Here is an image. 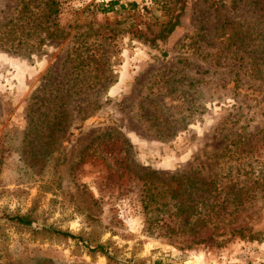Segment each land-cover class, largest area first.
Returning a JSON list of instances; mask_svg holds the SVG:
<instances>
[{
	"label": "rangeland",
	"instance_id": "374dc122",
	"mask_svg": "<svg viewBox=\"0 0 264 264\" xmlns=\"http://www.w3.org/2000/svg\"><path fill=\"white\" fill-rule=\"evenodd\" d=\"M26 1L0 0V264H264V40L230 33L264 31L254 0H55L49 23L41 6L16 21ZM49 76L69 94L56 140L26 124ZM176 171L215 172L216 211L195 234L150 232L146 215L182 216L169 192L147 212L142 179Z\"/></svg>",
	"mask_w": 264,
	"mask_h": 264
},
{
	"label": "trees",
	"instance_id": "16d2710c",
	"mask_svg": "<svg viewBox=\"0 0 264 264\" xmlns=\"http://www.w3.org/2000/svg\"><path fill=\"white\" fill-rule=\"evenodd\" d=\"M111 3V1L108 2L109 5ZM251 3V9H257L261 11V14H258V16L256 17V21L260 23V25L264 24V7L261 6L258 0H254L253 2L251 1ZM40 6L41 10L43 11V13H41V17L44 19V23H49L52 15H54V13H56L57 11V3L55 0H27L26 2H22L15 20L24 21L25 19H30L31 21H33L35 12L39 11L38 9ZM48 25H46L45 27L46 37H55L56 32L53 29L49 30ZM24 29H26L28 32H32L34 30V26L28 25L26 21L24 25L20 26L21 31H23ZM170 29L171 27L167 30L169 31ZM231 31H234L235 35H237L238 31H241L239 36H246L248 40H264V31H261V29L252 28L251 24L249 27L238 29L236 31L235 29L230 28V33ZM230 36L231 34H229L226 39L229 40ZM7 39L10 38L7 37ZM255 60H258V58H255ZM254 64L258 65V63H256L255 61ZM259 64L264 65V60ZM86 66L88 67V65ZM87 67L86 71L90 73L91 70H87ZM98 71V68H94L92 72L93 78L97 81H99ZM51 79V76H49L48 79L42 81L29 96L26 124L37 126V129H35V131L38 134H41V137L45 136L49 140H56L58 133H60L67 120V112L64 107V100L69 96V94L65 91L61 92L60 87L56 86L57 80L51 81ZM73 94L77 93L73 92ZM78 110H81V108H78ZM147 172H149L150 176L152 174L153 176L154 174L156 176V173L154 171H148L146 168L142 172V175L147 174ZM195 173H197V175ZM199 174L198 171H176L165 178H161L159 180L160 186L153 185L150 181L145 180V178L142 179L143 187L141 194L142 200L144 202L143 208L146 209L147 212L149 210H159L160 207H155L154 209L150 208L151 202L154 200L155 196L161 198L164 192H169L170 196L173 199V215H180L179 217L182 216V219L178 220L179 223L177 222L175 224L174 222L173 224H171L168 221L167 224L165 222L158 224V222L156 223L153 218L146 215L144 220L146 224V230L153 232L155 229H158V231H167V233L175 232L180 234H195L196 226L204 227L205 225H207V223L211 222L209 218H202V216L199 215V212L201 208L203 209V211H216V209L214 208L216 206V204L214 203L215 200L213 199L212 201L206 203V196L207 194H213V196H215V192L217 191L219 193L221 191V188H219L217 185L218 180L217 174L215 172L213 174V177L209 178L207 181L203 180V178ZM149 175L147 176L149 177ZM164 184L166 185V187H164L163 189L161 188V185ZM203 185L205 186L201 187ZM209 186H212V190L209 189ZM233 193L234 195H236L237 193H239V191L234 190ZM164 205L165 202H162L161 206ZM192 212H196L197 216H195L192 221H188V218L190 217V214ZM7 219L13 220L26 226L31 225V219H29L27 216L13 215L8 216ZM46 229L51 230L50 228ZM52 231L64 237H70L76 240H80L79 236L73 235L68 231H60L56 229H53ZM238 232L241 231L238 230ZM88 250L91 252H100L106 257V259H111L109 252H107L101 244H95L94 246L88 247ZM137 264H159V261L154 260L152 263L140 262Z\"/></svg>",
	"mask_w": 264,
	"mask_h": 264
}]
</instances>
